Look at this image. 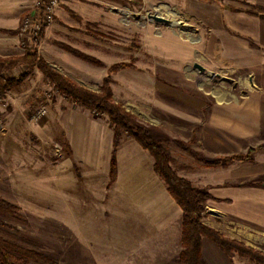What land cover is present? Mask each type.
<instances>
[{"label": "rangeland", "instance_id": "374dc122", "mask_svg": "<svg viewBox=\"0 0 264 264\" xmlns=\"http://www.w3.org/2000/svg\"><path fill=\"white\" fill-rule=\"evenodd\" d=\"M76 1L85 2L89 12L66 10L70 25L63 23L64 41L53 31L48 43L50 48H62L93 66L90 76H84L82 71L75 75L79 79L86 77L90 86L54 67L50 53V61L42 54L41 40L50 24L56 23L57 14L37 37L21 35L23 22L34 12L33 0L18 28L6 31L18 35L20 53L0 57H20L29 51L68 78L97 92L102 90L112 65L130 63L132 66L110 74L112 98L143 122L158 126L168 135L169 140L163 144L180 176L189 178L193 185L205 182L204 175L210 167L206 162L231 155L217 152L232 151L233 147L223 142L211 148L206 146V141L196 144L197 130L204 134L208 130L222 132L227 124L185 121L173 115L168 106H187L188 99L195 97L184 87L191 85L195 86L192 92L198 94V99L204 100L205 119L209 118L207 104L219 101L222 109L228 110L230 99L244 97L246 84L251 83L250 68L237 67L232 60L222 59L223 47L233 44L229 40H226L228 44L224 43L218 32L212 35L210 27L197 16L205 4H222L234 10L241 0ZM253 1L251 11L259 12L261 6L255 4L264 0ZM152 15L169 21H156ZM69 47L98 62L88 61ZM195 62L206 71L195 68ZM102 70L105 76L97 82ZM139 71L150 73L157 89L134 91L133 78ZM2 75L11 84L0 95V197L18 207V210L0 211L2 240L35 250L57 264H180L182 210L168 194L163 179L153 171L149 153L145 150L147 154L140 153L145 168L130 171L122 188L107 190L109 176L103 182L92 180L89 175L86 178L85 169L91 162L85 154L74 162V179L73 174H68V165H64V162L68 164L72 151L63 124L67 123L68 115L75 117L72 132L84 148L98 137L97 157L106 168L111 155L104 133L108 115L65 97L36 65L30 68L23 63ZM43 108L46 113L38 117ZM79 110L90 113L82 119ZM122 136V140L131 138L126 133ZM186 145L193 153L185 150ZM246 145L243 141L242 151L234 153L246 152L249 149ZM128 148L127 145L126 153ZM199 167L206 168L205 172L199 171ZM58 171L61 172L59 184ZM150 184L153 189L148 194ZM28 264L43 263L30 259Z\"/></svg>", "mask_w": 264, "mask_h": 264}, {"label": "crops", "instance_id": "0c3cea01", "mask_svg": "<svg viewBox=\"0 0 264 264\" xmlns=\"http://www.w3.org/2000/svg\"><path fill=\"white\" fill-rule=\"evenodd\" d=\"M254 2L253 0H241V2H238V5L234 6V10L226 9L222 4L217 6L205 4V6L200 8L201 12L197 15L203 23L210 27L212 35L220 33L221 35H218L220 38H223L224 43L228 44L227 41L229 40L233 44V47L229 45L223 47L222 54L224 56H222V59L232 60L237 67L250 68L248 74L251 78V83L246 84L244 97L230 99L228 101V110L222 109V102L220 103L219 101L207 104L209 109L206 113L209 118L205 119L204 116L206 114L204 109L206 105L203 103L204 100L198 99V94L192 92L196 88L191 85L184 88L190 91V96L192 95L196 99H188L187 106H168L173 115H178L180 118L185 119V121L227 124V129L222 132L208 130L204 134L197 130L196 134V144H199L201 141L205 143L204 141H206V146L211 148L217 145V143L223 142L233 147L232 151L217 152L220 154H233L239 151L243 141H246L248 148L264 144V2L258 1V4L256 3L255 5L261 6L260 9H257L259 12L252 13L251 9ZM85 6V2L78 3L75 0H61L60 6L56 11L58 17L55 21L56 23L50 24L49 29L41 40L40 47L42 54L47 60L49 59L48 53L52 55L55 62L54 67L78 82L90 86V83H87L85 79L86 77L81 78V80L75 75L77 72L82 71L84 76H90V73L94 70L93 66H88L82 59L62 48H50L48 43L52 38L53 31L59 33L60 38L58 39L64 41L62 40V36L65 32L61 29H64L65 25H70L66 10H75L83 14L90 10L88 6ZM30 7H32V0H0L1 56L17 55L20 53L17 50L18 47L20 48L18 35L12 36L7 34L6 31L18 28L22 16L29 11ZM85 52L88 53L87 51ZM211 54L214 55V52ZM208 57H205L206 60ZM209 58L211 62H214L212 57ZM97 76V82L98 80L101 82L105 76L104 70ZM133 89L139 92L155 90L157 89V83L150 73L144 74L139 71L134 74ZM78 112L83 117L82 119H85L84 117L90 113L89 110H79ZM107 121L105 126L107 130L104 132L106 137L105 142L106 146L108 145L109 149H111L112 154L114 132ZM74 123H76L75 117L68 115L67 123L63 124V132L72 151V154L68 157V164L64 162V165H68L66 167L68 174L70 176L73 174L72 176L75 179L76 175L73 172L74 162L81 160L80 157L85 154L91 162L86 167L87 169H85L86 178L89 175L88 177L92 178V180L93 178L95 180L101 179L103 182L104 178H108L109 176L110 182L111 155L109 167L105 168L103 162L97 157L98 137L97 140H93L94 142H88V145L84 148L83 142L78 139L75 132H72ZM127 145L129 148L126 153ZM240 151L242 150L240 149ZM141 152L148 155V161L155 172L150 152L144 149L134 138L123 139L117 149V179L111 185L108 182L107 190L111 191L112 188L119 189L122 188L121 186L124 187L130 171L135 172L145 168L143 164L146 163L141 162ZM126 159L128 161H125ZM181 166L182 168L189 169L186 165L181 164ZM209 166L207 167L208 170H206L207 174L204 175L207 178L205 182L195 185L208 189L214 197V199L206 202V216L203 217V222L213 229L224 233L227 237L245 241L246 244L264 251V149L257 151L253 160L250 161H235L228 165ZM198 169L203 173L206 168L199 167ZM60 173L58 171L56 176L58 184ZM148 175L147 170L146 179ZM147 182L149 180L146 181L144 187ZM140 185L139 187H141ZM151 189H153L152 184H150L149 190H146V192L149 194ZM202 256L204 264H257L248 257L238 254H235L232 258L228 257L219 246L207 237H203L202 239Z\"/></svg>", "mask_w": 264, "mask_h": 264}, {"label": "trees", "instance_id": "16d2710c", "mask_svg": "<svg viewBox=\"0 0 264 264\" xmlns=\"http://www.w3.org/2000/svg\"><path fill=\"white\" fill-rule=\"evenodd\" d=\"M252 13L255 12L252 11ZM68 49L80 54L88 61L98 62L92 56L82 54L70 47ZM23 63L30 68L35 65L38 66L48 79L62 91L65 97L72 99L87 109L97 110L108 115L110 127L114 132L109 185L117 179V149L122 142L123 133L134 138L144 149L150 152L154 158L155 172L164 180L169 194L182 210L180 264H204L202 256L203 237L213 241L230 258L238 254L248 257L257 264H264L263 251L246 244L242 240L227 237L222 232L203 222L206 202L214 199L213 195L208 189L193 185L189 179L180 176L175 171L172 165V157L163 144L164 141L169 140L168 135L163 130L156 125L143 122L138 115L128 110L124 104L112 98V89L109 83L110 74L121 68L132 66L130 63L118 62L112 65L108 70L109 75L104 79L102 90L97 92L68 78L47 62L40 60L37 54H32L29 51L20 57H0V95L11 84L10 80H6L3 77V72L9 71ZM184 148L193 153L187 145ZM263 149L264 144H261L256 147H250L246 152L221 156L206 163L208 165H228L235 161H250L253 160L258 150ZM10 210H18V207L0 197V211L9 212ZM30 259L43 264H57V262L35 250L6 243L0 237V264H28Z\"/></svg>", "mask_w": 264, "mask_h": 264}, {"label": "built area", "instance_id": "2783aa9c", "mask_svg": "<svg viewBox=\"0 0 264 264\" xmlns=\"http://www.w3.org/2000/svg\"><path fill=\"white\" fill-rule=\"evenodd\" d=\"M33 3L34 12L25 19L20 30L21 35L31 38L37 37L42 28L53 21L61 0H33ZM45 113L46 108L40 109L38 117Z\"/></svg>", "mask_w": 264, "mask_h": 264}, {"label": "water", "instance_id": "95a60500", "mask_svg": "<svg viewBox=\"0 0 264 264\" xmlns=\"http://www.w3.org/2000/svg\"><path fill=\"white\" fill-rule=\"evenodd\" d=\"M154 20L156 21H160V22H168L169 20L165 17H162V16H158V15H152L151 16ZM194 67L195 68H198L199 70H201L202 72H205L206 71V68L201 65L200 63H194Z\"/></svg>", "mask_w": 264, "mask_h": 264}]
</instances>
